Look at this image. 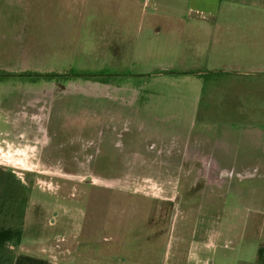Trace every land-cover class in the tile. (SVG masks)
<instances>
[{
  "label": "rangeland",
  "instance_id": "obj_1",
  "mask_svg": "<svg viewBox=\"0 0 264 264\" xmlns=\"http://www.w3.org/2000/svg\"><path fill=\"white\" fill-rule=\"evenodd\" d=\"M249 9L237 19L264 21ZM154 14L144 0H0V164L47 205L51 245L164 250L178 216L174 247H184L189 202L220 193L207 185L222 176L166 141L213 126V78L202 97L183 75L151 74L170 59L149 31Z\"/></svg>",
  "mask_w": 264,
  "mask_h": 264
},
{
  "label": "crops",
  "instance_id": "obj_2",
  "mask_svg": "<svg viewBox=\"0 0 264 264\" xmlns=\"http://www.w3.org/2000/svg\"><path fill=\"white\" fill-rule=\"evenodd\" d=\"M144 3L158 12L149 31L153 38H166L160 53L170 56L167 68L151 74L183 75L202 97L208 84L219 111L198 137L166 141L185 142L191 157L204 163L202 174L222 176L207 185L220 193L189 202L197 211L185 216L184 230L180 227L184 247H174L180 243L176 216L164 250L83 252L67 247L65 238L60 246L50 244L42 215L47 205L33 202L34 186L20 171L0 164V264H264V21L236 17L248 8L263 15L264 0ZM207 73L213 79L206 84Z\"/></svg>",
  "mask_w": 264,
  "mask_h": 264
}]
</instances>
